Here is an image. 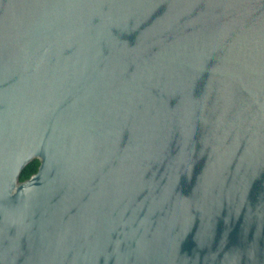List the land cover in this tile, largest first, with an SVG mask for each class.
I'll use <instances>...</instances> for the list:
<instances>
[{
	"label": "water",
	"instance_id": "water-1",
	"mask_svg": "<svg viewBox=\"0 0 264 264\" xmlns=\"http://www.w3.org/2000/svg\"><path fill=\"white\" fill-rule=\"evenodd\" d=\"M0 264H264V0H0Z\"/></svg>",
	"mask_w": 264,
	"mask_h": 264
},
{
	"label": "trees",
	"instance_id": "trees-1",
	"mask_svg": "<svg viewBox=\"0 0 264 264\" xmlns=\"http://www.w3.org/2000/svg\"><path fill=\"white\" fill-rule=\"evenodd\" d=\"M39 165V160L38 159H33L31 160L21 171L19 180L23 181L27 179L31 174L35 173L37 171Z\"/></svg>",
	"mask_w": 264,
	"mask_h": 264
}]
</instances>
